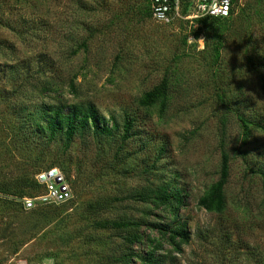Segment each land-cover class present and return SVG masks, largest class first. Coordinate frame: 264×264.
Returning a JSON list of instances; mask_svg holds the SVG:
<instances>
[{"label":"rangeland","instance_id":"obj_1","mask_svg":"<svg viewBox=\"0 0 264 264\" xmlns=\"http://www.w3.org/2000/svg\"><path fill=\"white\" fill-rule=\"evenodd\" d=\"M178 12L161 23L149 0H0V181L57 166L72 193L24 209L32 186H0V264L123 253L128 264L149 254L158 264H264V0H236L226 19L192 16L191 0ZM162 78L165 96L141 105ZM89 105L99 126L117 125L111 135L88 125L65 147L42 120V109ZM223 155L222 208L209 210L199 200ZM163 184L184 197L176 217L137 193ZM121 219L140 222L135 244L98 225ZM167 225L188 240L163 234Z\"/></svg>","mask_w":264,"mask_h":264},{"label":"trees","instance_id":"obj_2","mask_svg":"<svg viewBox=\"0 0 264 264\" xmlns=\"http://www.w3.org/2000/svg\"><path fill=\"white\" fill-rule=\"evenodd\" d=\"M236 1V0H234ZM232 14V13H231ZM206 19H226L228 17H213V16H204ZM264 90V88H263ZM167 92V81L165 78H162L161 81L155 85L152 89L145 91L139 100L141 105H150L156 101H159L162 97L165 96ZM78 108V109H77ZM85 113L78 114L79 111H82L78 106L73 107V110L69 113L62 114L61 110H47L42 109L44 113L42 114V120H46V127L49 129V133H54L58 129L62 130L63 138H64V146L68 147L71 144V141L76 133L85 129L88 125L92 126V130L94 133L102 134V135H111L113 131L117 129V125L114 124L112 127L108 128L105 125L99 126L98 123H95L96 113L95 110L89 105L84 107ZM40 118L36 119V123L34 127L41 130L43 127L39 125ZM132 119L125 120L123 123V133L121 135L122 139H126L128 137V132L132 129ZM28 133V132H27ZM31 133V132H30ZM47 168V167H46ZM39 171V170H38ZM228 173L227 166V157L225 155L222 156L220 173L219 177L215 183H213L207 194L203 196L199 203L206 209H216L221 210L223 204V188L226 183ZM259 174L263 180L264 187V171H259ZM17 185L13 186L10 184L8 180L2 178L0 181L1 188L5 189L4 193L9 194H19L22 191L19 186H32L34 192L39 190V186L37 185L34 175L32 178L21 176L17 178ZM3 191V190H2ZM33 192V194H34ZM144 201L147 199L153 198L157 201L158 204H162V206L167 207L168 211L173 213V216L176 217L177 208L182 204L184 199L181 194L180 188L178 189H169L167 184H163L159 186L157 189H154L152 193L148 194L146 191L137 192ZM32 194V195H33ZM151 195V196H150ZM101 227H112L120 232H123L124 241H127L129 244H135V242L139 241L142 234L139 231L140 222L138 220H110L105 221L98 224ZM160 226V225H159ZM163 234L170 233V236H179L182 241L188 240V234L185 232V229L182 225L178 226L177 229L170 228L168 225L164 226ZM160 228V227H159ZM174 238V237H173ZM145 259V258H144ZM148 264H158L155 260V257L152 254H149L148 258L144 260ZM128 264L129 257L126 254H119L118 256L109 255L101 260L100 263L97 264ZM144 264V263H143Z\"/></svg>","mask_w":264,"mask_h":264},{"label":"built area","instance_id":"obj_3","mask_svg":"<svg viewBox=\"0 0 264 264\" xmlns=\"http://www.w3.org/2000/svg\"><path fill=\"white\" fill-rule=\"evenodd\" d=\"M234 0H191L192 16L227 17ZM151 17L171 23L179 14L180 0H149ZM39 190L19 200L24 209L65 202L72 196L69 181L57 166L40 169L34 174Z\"/></svg>","mask_w":264,"mask_h":264}]
</instances>
